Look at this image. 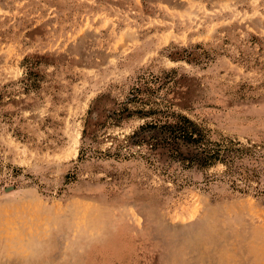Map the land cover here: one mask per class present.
<instances>
[{"label":"rangeland","instance_id":"374dc122","mask_svg":"<svg viewBox=\"0 0 264 264\" xmlns=\"http://www.w3.org/2000/svg\"><path fill=\"white\" fill-rule=\"evenodd\" d=\"M123 104L264 163V0H0V264H264V182L127 147Z\"/></svg>","mask_w":264,"mask_h":264},{"label":"trees","instance_id":"16d2710c","mask_svg":"<svg viewBox=\"0 0 264 264\" xmlns=\"http://www.w3.org/2000/svg\"><path fill=\"white\" fill-rule=\"evenodd\" d=\"M124 112L126 119L132 116L139 119L155 117L145 121L126 136L127 147L145 146L157 158L179 163L185 169L195 167L206 170L222 164L226 168L224 176L233 185L240 182L246 187H251L252 183H256L259 187L264 182V163L250 167L237 164L243 156L255 151V146L239 147V143L232 141H212L204 128L168 108L130 111L123 104L115 114L119 117ZM85 132L86 129L83 134Z\"/></svg>","mask_w":264,"mask_h":264}]
</instances>
